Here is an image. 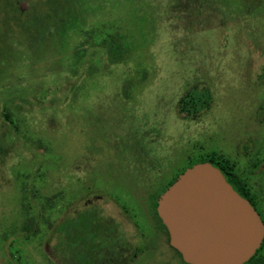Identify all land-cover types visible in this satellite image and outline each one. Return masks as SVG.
<instances>
[{
    "label": "rangeland",
    "instance_id": "374dc122",
    "mask_svg": "<svg viewBox=\"0 0 264 264\" xmlns=\"http://www.w3.org/2000/svg\"><path fill=\"white\" fill-rule=\"evenodd\" d=\"M212 153L264 164V0H0V264H57L82 204L143 239L130 264H187L150 195Z\"/></svg>",
    "mask_w": 264,
    "mask_h": 264
},
{
    "label": "water",
    "instance_id": "95a60500",
    "mask_svg": "<svg viewBox=\"0 0 264 264\" xmlns=\"http://www.w3.org/2000/svg\"><path fill=\"white\" fill-rule=\"evenodd\" d=\"M156 214L187 264H244L264 235L254 208L208 162L179 174L158 197Z\"/></svg>",
    "mask_w": 264,
    "mask_h": 264
},
{
    "label": "trees",
    "instance_id": "16d2710c",
    "mask_svg": "<svg viewBox=\"0 0 264 264\" xmlns=\"http://www.w3.org/2000/svg\"><path fill=\"white\" fill-rule=\"evenodd\" d=\"M108 50L117 62L125 58L126 52L123 48L111 46ZM195 93L196 95L187 93L178 101L177 112L182 118H193L198 111L208 107L210 98L207 91L195 89ZM204 162L217 167L230 184L226 176L233 173V166L222 164L213 153L190 163L188 168ZM177 177L178 175L150 195V204L157 224L166 235L167 230L156 214L157 199ZM123 223L116 215L111 214L109 209L88 204L76 205L52 230L47 241L50 256L57 264H130L142 251L143 239L137 237V240L141 241L140 246L133 247L132 238L136 236H132Z\"/></svg>",
    "mask_w": 264,
    "mask_h": 264
},
{
    "label": "flooded vegetation",
    "instance_id": "af4514ba",
    "mask_svg": "<svg viewBox=\"0 0 264 264\" xmlns=\"http://www.w3.org/2000/svg\"><path fill=\"white\" fill-rule=\"evenodd\" d=\"M250 167L247 172H233L226 178L232 188L254 208L264 226V164H252ZM244 264H264V235L260 246Z\"/></svg>",
    "mask_w": 264,
    "mask_h": 264
}]
</instances>
